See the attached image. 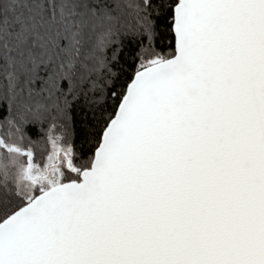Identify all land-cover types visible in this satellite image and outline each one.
Segmentation results:
<instances>
[{
  "label": "snow or ice",
  "instance_id": "snow-or-ice-1",
  "mask_svg": "<svg viewBox=\"0 0 264 264\" xmlns=\"http://www.w3.org/2000/svg\"><path fill=\"white\" fill-rule=\"evenodd\" d=\"M0 264H264V0H0Z\"/></svg>",
  "mask_w": 264,
  "mask_h": 264
}]
</instances>
